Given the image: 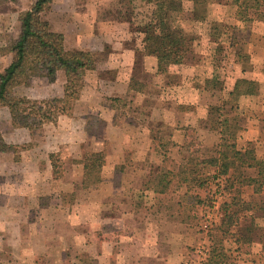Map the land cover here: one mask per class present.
Masks as SVG:
<instances>
[{
	"label": "crops",
	"instance_id": "obj_1",
	"mask_svg": "<svg viewBox=\"0 0 264 264\" xmlns=\"http://www.w3.org/2000/svg\"><path fill=\"white\" fill-rule=\"evenodd\" d=\"M137 34L140 40L143 35ZM135 46L125 48L127 60L118 63L119 68L128 67V73L117 72L103 80L109 96H126L140 106L132 118L127 113L123 117L118 138L112 135L116 128L109 122V133L101 143H94L93 150L105 152L102 175L97 184L77 190L75 183L81 181L82 175H65L56 180L52 179L54 175H42L39 171L38 175H0V205L7 206L4 211L15 215L12 221L15 238L9 243L16 247V255H20L21 261L33 263L43 259L49 264H79L83 251L98 264H181L187 262L185 255L189 246L197 245L192 226L197 210L204 208L196 204L201 199L207 201L201 193L204 186L189 185L185 178L192 176L179 175L178 169L187 162L188 145L191 149L199 148V158L218 155L221 133L210 124L213 113L208 105L214 102L219 105L227 100L228 93L222 87L208 95L210 86H206V90L203 87L204 92L197 96V103L203 101V106L186 110L170 104L185 100L183 93L148 94L142 88L135 92L129 86L133 78L143 84L148 82L133 74ZM247 48L253 65L262 64L264 69V43L260 47L248 44ZM143 61H151L154 65L149 56ZM213 62L204 59L199 62L202 67L211 68L205 74L207 79L215 75ZM195 65L200 66L192 62L188 67L193 69ZM236 76L241 78V73ZM254 88L247 87L237 96L236 102H241L243 111L231 109L230 113L223 114L244 116L245 124L239 128L235 139L236 149L242 153L250 150L251 158L264 160V91ZM132 91L134 94L130 96ZM149 95L150 99L145 102ZM159 101L162 102L160 105ZM202 148L211 154H203ZM235 162L236 166L224 175L229 190L222 204L231 196L244 199L264 196V188L261 193H254V181L261 179L255 175L256 167L243 162L241 166L252 171H247V175H234L239 161ZM162 168L169 169L172 175L166 176V188L157 191L153 183ZM212 171L210 169V174ZM206 176L208 181L214 178V175ZM49 179L56 181V187ZM197 189L201 191L196 192ZM68 193L72 199L65 202ZM12 204L14 207L11 208ZM222 204L223 218L216 222L211 237L216 247L220 246V241L222 243L226 258L223 264H264V216L258 218V226L247 234V239H234L236 236L232 232L236 227H231L222 239L224 234L220 227L225 225ZM52 225L55 230H51Z\"/></svg>",
	"mask_w": 264,
	"mask_h": 264
},
{
	"label": "rangeland",
	"instance_id": "obj_2",
	"mask_svg": "<svg viewBox=\"0 0 264 264\" xmlns=\"http://www.w3.org/2000/svg\"><path fill=\"white\" fill-rule=\"evenodd\" d=\"M34 1L0 0V44L4 45L9 38L17 37L20 32L18 12L30 7ZM257 1L246 10L249 20L242 21L233 13L235 7L230 5L232 0H52L49 8L41 13V18L47 22L51 31L62 34L66 48L90 49L96 67L86 73L84 82L77 86L75 93L70 92L73 110L68 114H59L52 122H45L40 129L30 131L24 127H15L8 109L0 106V133L7 144L13 145L12 151L0 152V175H38L40 172L42 175H54L53 180L61 179L65 175H82L83 168L78 162L79 159L83 153L93 151L95 142L101 143L105 134L109 133V122L116 128L115 132H111L112 135L119 137L121 120L126 113L132 118L140 104L132 99L128 100L126 96H109L103 80L117 72L128 73V67L119 68L118 63L127 60L125 48L130 46L132 48L139 40L140 36L132 30L135 25L151 21L155 10L160 6L179 9L186 13L185 29L188 37L191 38V41L187 42L189 51L187 60L182 65L170 68L167 66L165 73H157L151 61L142 62L143 59L136 60L134 57L133 74L148 81L145 86L140 85L142 82L139 85L132 83L131 87L135 92L142 88L148 94H160L166 91L177 95L183 93L185 100L170 104L175 108L181 106L182 109L192 110L203 106V101L197 103V96L200 92H204L202 88L206 86H210L207 90L208 95L222 87L227 91V88L233 87L235 83H239L242 90L253 86L257 91H264L262 64L253 65L247 50L248 44L260 47L264 43L262 41L264 0ZM130 13L133 24L124 20ZM214 25L218 26L219 34L217 35L216 31L213 37L209 38V29L212 30ZM122 59L123 61H120ZM203 59L214 61L215 78L210 84L206 83L205 74L211 68H206V65L202 67L199 62ZM10 60V54L0 56V72ZM192 62L200 66L189 68L188 65ZM240 73L241 78H236ZM133 79L140 81L137 78ZM64 83L62 72H57L55 81L49 82L42 71L35 70L19 72L12 85L16 95L42 101L62 97ZM132 94L134 91L129 93L130 96ZM148 99L150 95L145 102ZM161 103L159 101V105ZM209 104H212L208 105L209 107L216 105L215 102ZM241 106L240 101H235L233 108L231 104H226L222 112L227 114L232 111L231 109L240 112L243 111ZM236 117L239 126H243L244 116L237 114ZM202 149L203 154H211L207 149ZM51 160L56 165L55 173ZM247 171L252 170L245 169L240 164L234 175H247ZM211 175L216 174L212 171ZM52 179L49 180L56 187V181ZM213 179L203 187L204 192L200 190L204 195L203 199L207 201L202 202L201 199V202L197 203L196 199H192V202L197 203L196 206L204 207L202 210H197L192 226L194 241L202 247V252L207 247L210 248V237L217 226L212 222L207 228L203 227V216L205 207L209 205ZM75 185L77 190L82 187L78 182ZM224 188L225 191L229 190L226 181ZM195 191L198 192L199 189ZM71 196V193L65 194L64 201L70 202ZM5 209L7 206L0 205V227H3L0 228V264H49L43 259L33 263L20 260V255H16V247L9 243L11 238H15L13 236L15 224L12 223L15 215L7 210L4 211ZM51 230H55L54 225ZM197 245L189 246L185 255L188 257L186 261L192 264H204L202 253L196 252ZM185 263L183 261L181 264Z\"/></svg>",
	"mask_w": 264,
	"mask_h": 264
},
{
	"label": "trees",
	"instance_id": "obj_3",
	"mask_svg": "<svg viewBox=\"0 0 264 264\" xmlns=\"http://www.w3.org/2000/svg\"><path fill=\"white\" fill-rule=\"evenodd\" d=\"M151 1V0H147ZM52 0H35L26 9L20 10L17 19L20 23V32L17 37H11L0 47V55H11V60L0 72V106L6 107L9 111L12 124L15 127H24L28 130L40 129L45 122L56 120L59 114H68L73 110L72 98L77 91V86L84 82L86 73L94 70L96 61L91 51L83 49H68L64 46L61 33L51 31L46 21L41 18V13L47 10ZM257 0H232L230 5L235 7L233 13L238 19L248 21L246 10ZM186 13L179 9L159 7L153 14L151 21L135 25L133 32L141 33L143 37L136 43L134 57L142 60L149 56L153 59L155 72L165 73L166 67L184 64L188 56L187 42L191 41L185 29ZM132 23L131 13L124 19ZM133 24V23H132ZM209 29V37L218 32V26L214 25ZM216 52L215 49H213ZM40 70L49 82H54L57 72H62L64 83V95L59 98L37 101L26 96H18L14 93L12 82L19 72ZM215 76L206 79V83H212ZM217 78L215 79V83ZM138 84L139 81L132 79L131 84ZM145 86L143 83L140 85ZM206 84V85H207ZM131 88V87H129ZM246 90V89H245ZM244 90L240 89L239 83H235L231 90H227L228 99L223 100L219 105L209 107L211 111L210 124L213 128H219L221 133V146L218 155H211L207 158H199L198 148L191 149L187 146L189 157L187 162L179 167V175H191L187 179L191 186L203 187L207 184L210 169L214 174L227 175L231 167L248 163L250 167H256V174L261 179L254 181V193L259 194L264 188V160L255 158L251 151L243 153L236 149V136L240 126L236 116L224 115L222 110L225 104H235L237 96ZM233 108V107H232ZM214 113L216 115H214ZM13 145L7 144L0 133V152L12 151ZM249 157V159L246 158ZM105 152L88 151L83 153L79 159L83 172L79 186L93 185L100 181L102 167L104 164ZM246 159V160H245ZM54 169L55 163L51 160ZM155 182V190L163 191L167 186V175H172L169 169L162 168ZM215 176V175H214ZM228 183V181H227ZM262 196V194H261ZM251 199L231 196V199L222 204L225 213V225L221 226L222 239L231 227H236L232 232L234 239H247L264 216V196ZM263 214V215H262ZM264 232V229H263ZM210 253L207 264H223L225 254L222 243L216 247L213 237H210ZM79 264H98L86 252L81 253ZM227 261V260H226Z\"/></svg>",
	"mask_w": 264,
	"mask_h": 264
},
{
	"label": "built area",
	"instance_id": "obj_4",
	"mask_svg": "<svg viewBox=\"0 0 264 264\" xmlns=\"http://www.w3.org/2000/svg\"><path fill=\"white\" fill-rule=\"evenodd\" d=\"M225 177L224 175L221 174H216L213 179L212 183V192L210 196V201L209 205L207 206V209L204 214L203 218V227L207 228L212 222L216 223L219 218H223V211L221 209V204L222 200L225 196ZM202 247L197 246L196 247V252L197 253H202L203 255V262L204 264H207L208 258H209V253H210V248L204 249L202 252ZM185 264H192L189 263L188 261ZM195 264V263H194Z\"/></svg>",
	"mask_w": 264,
	"mask_h": 264
}]
</instances>
